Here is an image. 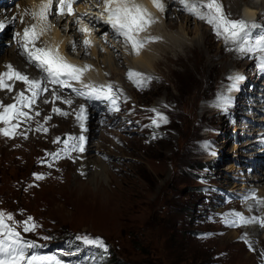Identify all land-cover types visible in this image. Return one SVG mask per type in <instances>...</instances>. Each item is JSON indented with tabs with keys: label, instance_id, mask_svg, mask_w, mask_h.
Masks as SVG:
<instances>
[{
	"label": "rangeland",
	"instance_id": "rangeland-1",
	"mask_svg": "<svg viewBox=\"0 0 264 264\" xmlns=\"http://www.w3.org/2000/svg\"><path fill=\"white\" fill-rule=\"evenodd\" d=\"M259 2L261 4L258 10H264V0ZM79 6L94 21L84 25L89 30L92 29L90 32L95 37L96 53L92 50L94 45L84 47L82 39L85 34L78 30L81 24L51 18L55 21L54 25L60 27L62 34L72 38L66 49L68 56L65 59L75 64L71 62L74 61L72 57H79L92 66L89 71L95 70V64L103 71V81L95 79V82H119L123 90L130 94V100H125L126 107L120 106L125 103L124 98L116 97V107L120 106V112L113 117L112 125L105 126H101L99 120L100 110H97L96 98L85 96V99H81L92 106L94 112L99 111L93 115L87 110V121H84V128H89L88 131L97 127L96 135H90L88 145L91 147L88 154H95L97 161L103 160L109 171L105 172V177L97 174L94 180L90 175H85L84 170H80L79 160L63 161L53 168V162L48 157L50 155L43 150L53 153L57 145H51L47 136L45 140L38 138L27 144L29 135L25 138L23 131L11 138L0 134V211L12 214L14 226L22 227V231V222L29 215L36 218L38 222H34L37 225L35 230L24 232L22 239L26 242H41L48 246L49 237L55 234L61 237L79 231L111 242L115 251L114 253L107 247L105 252L93 247L68 263L59 255L57 264H120L119 259L126 264H264L263 239H252L251 251L244 243L247 240L241 237L243 233H249L252 238L253 226L235 231L234 226L226 223V220L235 219L230 214L245 208L241 205L242 201L248 208L256 204L249 209L251 212L260 206L264 207V204H258L251 198V194L255 192L257 198L264 200V166L259 169L256 167L259 171L254 168L246 169L250 164L249 159H256L261 155L259 158L264 160V112L260 111L264 108V101H255V94L250 96L244 94L243 90L245 88L247 92L255 90L258 93V89L264 88V83L261 84L264 76L257 75L259 67L257 70L248 68L242 72L240 77H244V80L240 82L248 80V84L242 88L238 86L239 91H233L237 86L233 73L241 72L244 64H233L214 76L210 71L212 65L204 56L207 51L201 49L211 46L214 50L207 53V56H213L222 48L206 27L170 14L167 21L162 17L167 23L164 21L163 26L161 19L160 29L155 28L152 33L157 37L155 32L160 30L166 39L180 33L185 45H191V52L179 55V65L172 69V64L167 62V55L172 53L175 57L183 50L162 41L145 51L144 55L154 53L150 70L148 69L150 72L146 73L145 68L135 62L138 59H133L135 55L128 52V46L121 42L122 36L116 37L110 25H106L104 31L96 33L104 28L103 18L98 17V7L94 4L93 12L85 8V5ZM232 9L235 15L241 16L243 4ZM255 17L252 18V24L260 28L264 35V28L259 25L264 24V20L255 22ZM97 19L102 23H97ZM240 19L247 20L243 16ZM172 25L176 27L172 28ZM185 29L192 30L195 34H185L182 32ZM206 30L209 41L211 38L213 40V43H208L209 46L204 43ZM49 31L42 39L50 38ZM73 34L78 36V40ZM72 42H76L75 51L72 50ZM11 43L17 45V56L22 60L24 49L16 31L8 30L0 38V62L5 48ZM195 43L198 45L197 49L193 45ZM222 54L227 53L222 49ZM134 65L143 70L137 69L138 72L151 77V80L143 87L136 85L131 90L127 85L125 72ZM89 71L84 74L87 75ZM229 72L231 74H227ZM155 74L160 75L162 81L151 84ZM250 74L257 78L251 79ZM209 76L214 77L211 79ZM83 77L85 78L84 75ZM90 80L86 78L84 83L92 84L89 83ZM250 83L254 85V89H251ZM16 84L17 81L14 82V87ZM75 84L72 83L76 87ZM227 84L230 85V92L225 91ZM261 91L264 92L262 89ZM224 93L232 98H240V109L248 104L247 101H251L252 106L247 110L238 109L240 113L236 116L238 110L233 109L232 100L229 99L225 105L220 103L226 101L221 95ZM74 95L75 92L71 96ZM215 95L222 98L215 102L217 106L211 104ZM257 99H262L261 95ZM57 105L55 108H59V104ZM155 107L159 108V113L163 109L167 123L158 121L159 126L154 124L164 134L151 138L149 130L143 127L144 132L141 131V125L142 120L157 118L156 112L151 111ZM129 109L132 111H128ZM248 111L254 115L247 116ZM137 113L140 114L136 115ZM53 115L58 116L52 108L46 116ZM31 116L34 117V114ZM61 117L64 118L62 115ZM234 117L233 123L229 124ZM124 118L130 119L131 123ZM68 121V125H71V120ZM121 123L125 125L116 128ZM4 127L6 125L0 124V128ZM55 132L62 147H65L63 142L69 137H78L77 130L71 133L69 129L57 128ZM206 139H211L209 146H214V151L208 152L202 146ZM72 143L73 141H69V145ZM204 162L208 166L204 171L214 176V182L220 186L219 192H201L202 183L196 176ZM230 165L234 167L229 169ZM34 174H40L44 178L37 180ZM260 176V181L253 180ZM97 183L100 186L95 191ZM222 184H227L226 188L229 190ZM6 223L13 224V221ZM38 223L48 233L42 232ZM59 237L53 242H59ZM70 245L76 246L77 243L70 240ZM31 250L34 251L32 255L40 256L35 246ZM25 251L27 253L28 249ZM52 262L45 261L44 264Z\"/></svg>",
	"mask_w": 264,
	"mask_h": 264
},
{
	"label": "snow or ice",
	"instance_id": "snow-or-ice-1",
	"mask_svg": "<svg viewBox=\"0 0 264 264\" xmlns=\"http://www.w3.org/2000/svg\"><path fill=\"white\" fill-rule=\"evenodd\" d=\"M77 3V0H41L37 10L25 9L22 16L8 17L0 19V30L7 26V23H15L19 21L21 24H25L22 33L17 32L16 35L22 39V48L24 53L30 61L36 63V66L42 69L45 73L44 78H30L28 75L22 73L13 67L11 63L5 64V71L0 72V90H7L8 92L13 91L14 82L21 81L26 91L30 95H25V91L17 93L15 99L16 103L4 104L0 102V122L6 127L0 128V134L5 137H14L17 135V129L19 128L20 121L33 119L29 115V112L23 111L24 108L31 109L36 103L37 99L40 98L44 93L49 92V88L46 86L45 81L50 84H58L61 88L73 87L72 81L81 84V89L73 88L79 96L94 97L96 99H105L111 101L113 109L118 111L116 107V99L114 98L115 93L113 92V85H101L100 88L92 84L84 83L82 77L84 73L91 69V65H84L83 67L69 63L64 56L60 54L59 45L51 46L43 44L41 37L51 29L52 25L48 23L49 16L59 15L61 17L65 15L76 16L73 4ZM152 5L159 11H165V4L163 0H151ZM179 3L183 6V10L188 12L194 18L201 21L207 22L213 27L214 33L217 37H223L225 43L232 42L237 44V48L240 52H255L257 50L264 51V35H261L255 40L254 45L247 46L249 44V29L256 27L255 24L249 25L243 19H230L225 14L224 6L220 3V0H207L206 3L202 0H195L190 3L189 0H179ZM56 6L55 11L53 6ZM103 9L105 15L102 16L104 23L111 26L116 36H122L126 45H131L132 52L136 55H140L141 50L152 42L160 40V37L147 36L140 38V34L146 32L147 29L155 24L157 21L153 14L148 10L145 5L138 3L137 0H103ZM87 16V13L84 14ZM28 17L29 22L24 19ZM81 24L78 29L79 32L85 34L83 45L85 48L91 46V41L87 39L89 29L82 23V20L77 19L75 21ZM39 42V43H38ZM43 46H40V45ZM72 50L75 51L76 42H72ZM264 67V64H262ZM128 79L132 80L137 87H143L151 77H146L143 73L134 70H129L127 73ZM235 80H240L242 77H233ZM12 81L13 83H9ZM52 100L45 99V104H55L56 100L60 99L55 90L51 92ZM64 103L71 105L72 100H64ZM85 108L80 107L76 113V120L80 122V127H84V121L87 119L85 115ZM151 111L156 112L157 118L152 120V123L158 125L159 122L167 123V118L159 113L157 110L152 109ZM53 112L67 116L68 113L63 112L59 108L53 107ZM36 116L40 113L37 111ZM45 122L51 119V116L44 118ZM16 121V123H13ZM36 131L47 132L48 129L44 128L43 125H39ZM27 138V137H25ZM69 145V141H77ZM84 137L80 136L69 137L68 140L64 141L65 144L64 152L67 154L69 151H83ZM54 142H60L57 138ZM54 157L59 158V153H52ZM37 180L43 179L44 177L40 174H34ZM251 198L255 199L257 203L264 204V200L256 197L255 192L251 194ZM235 219L226 220L230 226H238V221L243 224L254 223L258 221V218H245L241 213L230 214ZM6 221H13V224L6 223ZM261 226L264 227V220L259 221ZM14 218L10 213H4L0 211V264H44L45 261L53 260V257L28 255L26 249H31L34 244L26 242L22 239L21 232L17 231L14 226ZM23 232L34 231L37 225L33 222L32 217H28L22 222ZM82 239L87 245H94L99 249L107 251V246L102 238L89 237L87 235L78 237ZM47 239V237H45ZM251 250V246H250ZM264 255V254H262Z\"/></svg>",
	"mask_w": 264,
	"mask_h": 264
},
{
	"label": "bare ground",
	"instance_id": "bare-ground-1",
	"mask_svg": "<svg viewBox=\"0 0 264 264\" xmlns=\"http://www.w3.org/2000/svg\"><path fill=\"white\" fill-rule=\"evenodd\" d=\"M9 1H11V0H7V4H3L4 1L0 2L1 3L0 19H5L6 21H7L8 17L22 16L25 9H31L32 10V8L38 7L39 4L41 3V0H31L32 6H30L27 3V0H16V2H14L15 4H13V3L10 4ZM137 2L145 5V7L148 8V10L153 14V16L155 17V19L157 21L155 24L151 25L147 29L146 32L141 33L140 38H144L147 36L155 37L152 32L155 31V28L160 29V26H161V25H159L160 20L162 19V17L166 20L170 14H172V16L174 14L175 16H177L180 19L183 18L184 21H187V22L194 21V23L200 24L204 28L206 27V29L209 31L211 36H213L214 41H216V43H218V45L227 53V54H222V49H219L217 51L218 54H215L213 56H207V53L213 51L214 49H211L210 48L211 46L209 48H206V49H204V48L201 49V50L207 51L206 53H204V56H205L206 60L209 62V64L212 65V68L210 69V71L214 73V76L219 71L221 72V71L225 70L226 68L231 67L233 64L238 66L240 63L244 64L243 66H241L243 73L248 68L249 69H251V68L255 69L256 68V70H257L259 62L262 60V58H264V51L257 50L255 52H240L237 48V44H234L232 42L225 43V40L223 39V37H217L215 35L213 27L211 25H209L205 21H201L199 19L194 18L188 12L184 11L183 6L179 3V0H163V3L165 4V11L164 12H159L152 5L151 0H137ZM189 2L192 3V2H195V0H189ZM202 2L206 3L207 0H202ZM220 3L224 6L225 14L228 15V17L230 19H240L241 16H243L244 18L247 19V20H245L246 23H248L250 25H252L253 20H254V19L252 20V18L255 17V15H256L255 22L264 20V12H263L264 10H261V11L258 10V6L261 4L259 2V0H220ZM239 4L240 5L243 4V12L240 14L241 16H238L237 14L235 15L234 10L232 9V8H236V6ZM78 7L80 8V6H78ZM238 8H240V6L237 7V10H238ZM103 15H105V13ZM24 19L26 21H29L28 17H24ZM165 20H163L162 23ZM183 20H181V21H183ZM58 21H60V18L58 19ZM29 22L34 23L35 21H29ZM90 22H94L93 19L91 18V16H86L84 18L83 24H88ZM97 23H102V21L97 19ZM56 25L57 24H55V25L52 24V27L49 31V33H51L50 38L48 40L41 38V41L43 42V44H48L51 46H55L58 44L60 54L66 58V56H68L66 49L69 47L72 38H68L64 34H62L60 32V27L59 26L57 27ZM162 25L164 26V23ZM24 27H25V24H21L19 21L15 22V23H7V26L4 29L0 30V32L3 31V35H5L6 31H8V30L16 31V33L17 32L22 33ZM171 27L175 28L176 25H172ZM207 30L205 33L206 37H205L204 43L207 44V46H209L208 43H210V42L213 43L212 42L213 40H211L212 39L211 38L209 41ZM182 32H184L185 34H188V35L195 34L192 30L190 31L188 29L187 30L185 29V31L183 30ZM155 33L157 34V37H160V40L157 42H152V43L147 44L144 47V49L141 50L140 55H136L132 52L131 45H129V47H128V52H131L132 55H135L133 59L134 60L138 59V61H135V62H137L140 66L145 68L144 70L146 73H149L151 60L154 56V53L150 52L151 54H145L144 55L145 51L148 50L149 48L154 47V45L161 43L162 41H165V43H171L170 44L171 46H178V48L181 47L183 50L182 53H179L175 57L172 53H169L167 55V62L169 64L170 63L172 64V66H173L172 69H175V66L179 65V61H178L179 55L184 54L185 52H191V48H190L191 45L190 46L185 45V42L183 41V36L181 37L180 33L175 34V36L169 37L167 39H166L164 34H161L160 30L156 31ZM73 35H75V34H73ZM261 35H263V34H262V31L260 28H258V27L250 28L249 29V37H248L249 44L247 46L254 45L255 40L258 39ZM18 38L20 41V45H22V39L20 37H18ZM75 38L78 40L77 35H75ZM87 39H89L91 41L92 46L94 45L92 47V50H93V53H96L95 37H94V35L91 34V32L87 34ZM252 42H254V43H252ZM193 45L197 49L198 45L196 43ZM40 46H43V45L41 44ZM143 50H144V52H143ZM196 52H197V50H196ZM4 55H6V56L4 57ZM4 55H3L4 58L2 57V61L0 62V72L5 71V67H4L5 64L11 63L14 68H16L17 70L21 71L22 73L28 75L30 78H44L45 77L46 74L43 73L42 69L38 68L36 66L35 62L30 61L24 52L22 54V60H20L18 58V56H17V45H15L14 43H11L10 46L5 48V54ZM184 57H185V55H184ZM72 60H74V61L76 60L78 62V63L75 62L74 65H77L80 67H83L84 65H86V63H83V61H81V59L79 57L75 56L72 58ZM94 67H95V70L89 71L87 75L84 74L85 78L83 77L84 78L83 81H86V78H89V79H91L89 81V83H92L94 86H100L101 83H97L94 80L95 79H102L103 78V71L100 68H98L95 64H94ZM130 69L134 70V71H137V69L143 71L140 67H138L137 65H134V66H131L130 68H128L126 70V72H125L126 76H127V73ZM227 74H231V72H229ZM227 74L225 77H227ZM257 75L258 76L259 75L264 76V67L258 68ZM214 76H209V77L212 79ZM225 77L223 79H226ZM102 81H103V79H102ZM160 81H162V78L160 77V75L155 74L154 77H152L151 84H153L154 82L159 83ZM45 83H46V86L49 88L50 95H51L52 90H55L57 95L60 96V99L56 100L55 104H52V103L45 104L43 101L45 99L51 101L52 96H41L40 98L37 99L36 103L32 106L31 109L24 108L23 111L29 112L30 116H31V114H34V117H33V119H30V120H23L22 119L19 123V128L16 131L17 132L23 131V133L25 134V137H28V135H29V138H27V141H26L27 144H29V142L32 143V141H37L38 138L45 140L46 136H47V138L51 141V143H50L51 145H53V146L57 145V148H56V151H57L59 149V142L58 143L54 142L58 138V137H56L57 132H55V130L57 128L58 129L59 128L60 129L65 128V129H69L70 131L82 130L80 133V136L84 137V141H83V151H79V154H78L79 168H80V170L81 169L84 170L85 175H90L93 179L96 177L97 174H102L104 176L105 172L109 171L107 169V164L104 163L103 160L97 161L95 154H93V155L88 154L89 148L91 147L90 145H88V140L90 139V135H96L97 127L94 126L92 130L88 131L87 129H89V128H87V129H85L84 127L81 128L80 122H78L76 120V113L79 111V109L81 107V99H84V96L77 95L75 91H74L75 95L71 96L69 94V92H67V90H65V89L72 90L73 88H76L75 86L61 88L58 84H50V83H47V81H45ZM235 84L237 86L235 88H233V91H239L238 86H239V88L244 87L245 84H248V80L245 82H240V80H237V81H235ZM127 85L130 86L131 90H132L133 86L136 87V84L133 83L132 80H129L128 76H127ZM20 91H25V95H30V93H28L26 91L25 85L21 82L20 83L17 82L16 86L13 87L12 92H8L6 89L0 90V101L3 102L4 104L16 103L15 97H16L17 93ZM129 95H130L129 92L126 93V91H124L123 89H121V91L118 94L119 97L124 98V102ZM221 95L224 97V100H226L227 102L229 101V99L234 102V105H233L234 110L240 109V107H241L240 102H238V100L240 98H238V97L232 98L230 95H226L225 93L221 94ZM255 96H256L255 101H262L264 99L262 96H261L262 99H257L258 93H255ZM243 97H244V94H243ZM214 98L215 99L214 100L212 99V102H211V104L213 106L216 105L215 102L217 100L222 99L221 97H218L216 95L214 96ZM68 99L72 100L71 105H68V104L62 102L64 100H68ZM76 101H79V102H76ZM163 103H165V101ZM57 104H59V109H61L63 112L68 113V115L64 116V118H63V117H61V115L56 113L58 116L53 115L50 120L45 122L44 118L47 117L46 114L50 113L53 107L58 106ZM49 105H51V106H49ZM121 105H124L126 107V102L123 104H120V106ZM246 105H247V103H246ZM120 106L117 107L119 109L118 111L114 110L113 106L107 105L105 103H103L97 107V110H100L99 120L101 122V126L110 125V124L112 125V119L115 115H118V113L120 112ZM86 109L88 110L87 107H86ZM37 111L40 113L39 116L35 115V113ZM128 111H132V109H129ZM224 111H225V109H224ZM93 114H94V112H93ZM138 114H140V113H137L136 115H138ZM94 115H96V114H94ZM40 119H41V122H40ZM68 120H71V125H68L69 124ZM124 120H128L131 123L130 119L124 118ZM13 123H16V121H13ZM0 124H3V123L0 122ZM38 124L43 125V127L47 128L48 131L47 132L36 131ZM123 125H125V124H123V123L118 124L116 126V128L117 127L120 128ZM125 127L127 128V126H124V128ZM42 135H44V136H42ZM80 136H78L77 138H79ZM77 142H78V140H77ZM33 143H35V142H33ZM62 148H65V147H62ZM97 148H100V146ZM96 151H98V150H96ZM257 151H260V150H257ZM67 155L70 158H73L74 153H73V151H69L67 153ZM62 157H64V154H62ZM258 157H260V156H258ZM56 158L57 157H55L54 160ZM45 163H48V161L47 162L45 161ZM249 163L250 164H248L247 167L252 165V167L254 169H256V167H258V169H259V167L264 166V161H261L259 158L249 159ZM59 164H61V161L55 162L53 165V168H56ZM231 167L233 168L234 166L230 165L229 169H231ZM92 178H91V180H92ZM247 179H250V178L247 177ZM261 179H262V176L258 177V181H260ZM99 186H100V184L97 183V185L95 187V191L99 190ZM249 209L250 208L245 207L244 209L238 211L237 213H241L243 216H245L247 218H253V217L258 218L257 225L252 227V232H253L252 238H250L249 241H244L246 246H248L250 248V246H251L250 243H252V241H253L252 239L259 237V238L263 239V241H264V230H263V227L261 226V223L259 222L260 220H264V213H262V212H264V207L260 206L259 208L253 209L252 212ZM234 227L236 228L235 231H239V230L243 231L244 230V228L241 226L239 221H238V226H234ZM231 231L235 232L234 230H231ZM251 250H253L252 246H251Z\"/></svg>",
	"mask_w": 264,
	"mask_h": 264
},
{
	"label": "trees",
	"instance_id": "trees-1",
	"mask_svg": "<svg viewBox=\"0 0 264 264\" xmlns=\"http://www.w3.org/2000/svg\"><path fill=\"white\" fill-rule=\"evenodd\" d=\"M120 264H126L124 261L119 259Z\"/></svg>",
	"mask_w": 264,
	"mask_h": 264
}]
</instances>
